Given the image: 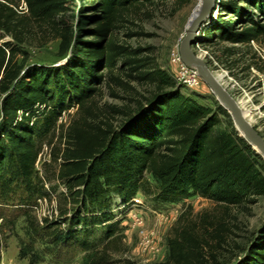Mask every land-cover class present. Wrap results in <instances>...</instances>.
Listing matches in <instances>:
<instances>
[{
  "label": "trees",
  "instance_id": "16d2710c",
  "mask_svg": "<svg viewBox=\"0 0 264 264\" xmlns=\"http://www.w3.org/2000/svg\"><path fill=\"white\" fill-rule=\"evenodd\" d=\"M22 1L29 18L51 25L65 60L51 67L27 63L21 20L11 6L17 1L0 0V41L12 38L0 42V217H9L12 231L23 220L21 259L69 264L80 252L81 264H118L127 251L123 219L138 194L158 204L201 195L225 207L253 205L264 196V159L239 136L228 111L185 95L142 48L116 42L125 14L163 0H90L77 7L78 0ZM73 8L77 17L70 21ZM198 41L260 52L264 0H216ZM257 66L264 77V60ZM124 74L153 92L121 112L119 126L73 120L62 134L64 149L54 155L56 176L42 175L38 163L64 113L84 109L104 84L125 85ZM52 196L57 214L40 217L39 202ZM173 231L166 260L154 264H209L216 259L210 250L225 244L230 230L203 218ZM3 247L0 234V264ZM233 264H264V229Z\"/></svg>",
  "mask_w": 264,
  "mask_h": 264
},
{
  "label": "rangeland",
  "instance_id": "374dc122",
  "mask_svg": "<svg viewBox=\"0 0 264 264\" xmlns=\"http://www.w3.org/2000/svg\"><path fill=\"white\" fill-rule=\"evenodd\" d=\"M16 1L11 6L16 9L18 20H21L18 32L24 40L21 48L25 52L27 63L48 67L63 64L65 56L60 53L61 39L56 37L51 25L29 18L23 1ZM88 1L90 0H78L76 7L81 2ZM200 3L201 0H189L187 4L181 5L178 0H163L132 9L125 14L124 20L114 32V37L118 44L129 49L142 48L143 56L152 58L154 64L173 77L179 85L184 86L182 93L217 108V98L202 79L199 78L198 84H193L187 78L189 71L182 70L171 61L172 52L176 48L179 50L193 15L198 13ZM77 12V8L68 12L70 21L77 17ZM59 17L60 15H57L56 19ZM11 39L6 36L0 42ZM232 46L228 43L205 46L198 41L193 44V51L205 60L213 74L225 75L221 83L242 104V108L248 110V119L264 137V77L257 66L264 60V46L260 52L249 45ZM229 48H236L234 54L227 52ZM22 58L23 56H20V60ZM187 67L196 69L193 66ZM122 78L125 85L104 84L102 91L88 102L84 109L72 107L64 113L51 144L46 145L38 163L42 175L47 173L51 177L56 176L60 160L56 162L54 155L64 149L62 134L73 120L83 116L94 123L109 122L119 126L125 118L121 112L132 110L136 107L137 100L150 96L154 90L149 83L139 82L126 74ZM58 182L56 180L53 184ZM57 190L64 191V187L60 186ZM140 196L144 199V205L132 207L123 219L127 251L118 256V264H154L165 261L169 254L167 240L173 235V230L187 224L196 225L201 223L203 218L209 221H223L230 230L226 243L214 245L210 250L216 259H210L209 264H233L242 256L243 249L252 242L255 233L264 229V196L259 197L253 205L239 207L217 205L201 195H194L172 204H158L142 194ZM56 208V197L52 196L50 200H41L36 210L38 215L43 217L57 214ZM8 218L0 217V234L4 245L1 264H28V260L19 257V239L24 237V222L20 218L16 229L12 231L7 227ZM144 236L153 239L156 251H151L141 243ZM81 258L82 254L77 252L69 264H81ZM39 264L65 263L47 258Z\"/></svg>",
  "mask_w": 264,
  "mask_h": 264
},
{
  "label": "water",
  "instance_id": "95a60500",
  "mask_svg": "<svg viewBox=\"0 0 264 264\" xmlns=\"http://www.w3.org/2000/svg\"><path fill=\"white\" fill-rule=\"evenodd\" d=\"M216 0H201L197 14H194L180 44L181 61L196 68L199 77L211 89L219 104L230 114L239 135L264 159V137L246 118L239 102L227 91L223 84L210 71L204 59L195 54L193 44L202 26L209 20L215 9Z\"/></svg>",
  "mask_w": 264,
  "mask_h": 264
},
{
  "label": "built area",
  "instance_id": "2783aa9c",
  "mask_svg": "<svg viewBox=\"0 0 264 264\" xmlns=\"http://www.w3.org/2000/svg\"><path fill=\"white\" fill-rule=\"evenodd\" d=\"M171 61L177 65L178 67H180L182 70H188L189 75H188V80L190 82H193V84H198L199 82V75L196 69H193L192 67H187L186 64H184L181 61L180 58V54H179V50L176 48L173 50L172 55H171ZM192 68V69H191ZM144 205V199L140 196V194H138L135 198H134V203H133V207H141ZM141 243H144L145 247L149 248L151 251H156V248L154 246V242L153 239L148 237V236H144Z\"/></svg>",
  "mask_w": 264,
  "mask_h": 264
},
{
  "label": "bare ground",
  "instance_id": "6f19581e",
  "mask_svg": "<svg viewBox=\"0 0 264 264\" xmlns=\"http://www.w3.org/2000/svg\"><path fill=\"white\" fill-rule=\"evenodd\" d=\"M215 75V74H214ZM224 74H218V75H215V77H217V79L221 82V80L222 79H224ZM239 102V101H238ZM239 104H240V106L241 107H243L242 106V104L239 102ZM243 109V108H242ZM243 112H244V114H245V116H246V118L248 119V116H249V113H248V110L247 109H243ZM249 120V119H248ZM250 121V120H249ZM251 122V121H250Z\"/></svg>",
  "mask_w": 264,
  "mask_h": 264
}]
</instances>
